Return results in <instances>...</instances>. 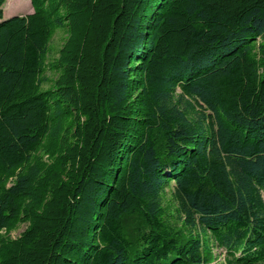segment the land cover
Listing matches in <instances>:
<instances>
[{"label":"trees","instance_id":"obj_1","mask_svg":"<svg viewBox=\"0 0 264 264\" xmlns=\"http://www.w3.org/2000/svg\"><path fill=\"white\" fill-rule=\"evenodd\" d=\"M30 1L0 0V264H264V0Z\"/></svg>","mask_w":264,"mask_h":264},{"label":"rangeland","instance_id":"obj_2","mask_svg":"<svg viewBox=\"0 0 264 264\" xmlns=\"http://www.w3.org/2000/svg\"><path fill=\"white\" fill-rule=\"evenodd\" d=\"M10 4H11V2L9 0H7V2L4 5V8H6V13L8 14L7 19L11 18V16H13V15L10 16V14H12V12L14 13V12L23 11L25 13H28L29 8L32 7L30 0H18V2L16 4H12V5H10ZM1 21L2 20H0V22ZM3 36H4V34H3ZM64 38H65V34L63 32H58V34L55 36L54 41L52 42V45H51L53 55L56 54V51L61 46ZM25 227H26L25 225L20 226V228L18 230L14 231L12 233V235L14 237L19 236V234L25 229ZM215 250L216 251H214V253L216 255V258H215L216 260L214 261V263L223 261L225 259L226 252L222 251V250H218V249H215Z\"/></svg>","mask_w":264,"mask_h":264},{"label":"crops","instance_id":"obj_3","mask_svg":"<svg viewBox=\"0 0 264 264\" xmlns=\"http://www.w3.org/2000/svg\"><path fill=\"white\" fill-rule=\"evenodd\" d=\"M9 1L11 2L10 5L16 4L18 2V0H9ZM28 11H29L28 13H25L23 11H21V12H14V13L12 12V14H10V16L11 15H13L11 17H16V16L23 17V16H26L27 14L33 12V7H30ZM7 17H8V14L6 13V8H4V19H7Z\"/></svg>","mask_w":264,"mask_h":264}]
</instances>
